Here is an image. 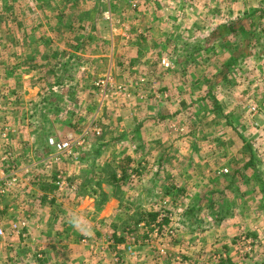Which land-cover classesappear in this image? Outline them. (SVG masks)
I'll use <instances>...</instances> for the list:
<instances>
[{"label": "rangeland", "instance_id": "rangeland-1", "mask_svg": "<svg viewBox=\"0 0 264 264\" xmlns=\"http://www.w3.org/2000/svg\"><path fill=\"white\" fill-rule=\"evenodd\" d=\"M108 2L0 0V133L22 127L45 138L55 130L56 112L67 123L58 125V139L78 132L87 145L105 134L109 155L100 154L99 169L107 180H122L113 190L123 211L108 223L117 242L139 238L157 250L158 243L184 238L171 232L174 226L193 228L197 241L207 225L216 235L221 228L228 233L226 264H264V0H127L129 10L112 27L121 48L110 61L94 56L92 68L94 49L109 47L91 25L101 15L112 21L111 10H102ZM131 51L137 58L126 56ZM8 146L10 139L0 136L5 171L14 168L3 161ZM173 166L175 177L167 169ZM239 166H246L243 176H223ZM87 171L82 178L89 184ZM67 181H75L69 173ZM68 190L63 198L76 203ZM221 251L214 244L201 256L197 249L171 250L189 257L185 264H216ZM118 256L102 260L121 264Z\"/></svg>", "mask_w": 264, "mask_h": 264}, {"label": "crops", "instance_id": "crops-1", "mask_svg": "<svg viewBox=\"0 0 264 264\" xmlns=\"http://www.w3.org/2000/svg\"><path fill=\"white\" fill-rule=\"evenodd\" d=\"M150 5V3H146V7L152 9ZM129 6L127 0L116 2L109 0L102 10L103 13L109 9L111 10L113 15L112 21L104 20L103 15H101L99 19L95 18L97 19L96 23L92 22L91 25L95 27L97 25L99 31H103L99 36L100 43L104 45L109 44L107 49L99 51L94 49L92 53V68L95 67L96 61L98 62L94 56H103L106 59L105 61H108V59L110 61L115 52L121 48L122 45L115 47L116 38L118 37L114 35L112 27L115 25L114 19L125 15L129 10ZM179 9L184 8L178 7V13L180 12ZM177 10L173 9V12ZM175 20L178 19H174V22H176ZM151 21L152 25H154V20ZM161 24H164L162 20ZM103 26H106L105 30ZM149 26L147 27L149 28ZM148 33L150 34L151 31H148ZM124 40L126 41V39L121 38L120 42L123 44ZM161 40L167 39L161 37ZM133 43L134 40L131 38V41H127L124 44L128 48L133 46ZM133 53L132 51L131 53L127 52L126 56L131 55V58H137V52ZM157 79L159 80V78ZM53 87L47 86V88ZM32 88L30 86L27 87L30 90ZM35 88L39 89L38 87ZM158 96L164 100L161 102L162 104L167 106L170 103L166 99L167 94ZM28 115L19 121H23L24 123V121H27L26 117ZM168 116L167 119L170 117L174 118L175 114H168ZM51 119L55 130L47 132L45 138H43L45 134H41L38 131L22 130V127L12 130L13 132L10 131L12 128L2 129L0 133L3 141L10 139L11 143V146L4 149L6 150V154L2 156L5 159L3 161L6 162L9 159V162L14 166L13 170L11 169L12 171L8 168L7 170L9 171H5L6 169L0 167V184L7 183L5 193L0 194V213L3 219L5 217L7 219L2 221L5 233L0 237V264H109L108 262H103L102 259L104 254L109 255L110 252H115L116 255L122 257L120 259L121 257L118 256L122 260L121 264H185V260H189V257L176 254V252H171V250L176 251L177 249L186 247L189 249L188 254L191 253L190 255H192L193 249H197L201 250V253L198 255L201 256L213 244L220 247V249L221 247L224 249L218 257L216 256L215 263L226 264L228 262L229 258L226 257V252L228 251L226 247L228 244V233L221 228L219 234L216 235L214 232L216 228L213 229V227H208L207 225L202 227L204 235L199 240L197 239V241L190 238L193 228L184 230L182 227V229H179L174 226V230L171 232L175 234V232L179 231L184 234L182 236L184 238L180 241L175 239L171 245L170 242L158 243L157 250H153L150 242L141 241L139 238L138 240H135L133 237L123 238L121 242H117L115 239L117 232L108 230L112 226V224L108 223L115 216L116 212L123 211L121 208H116L120 199L116 197L113 190L114 185L120 184L122 180H107L103 169H99L98 159L109 155V146L104 141L105 134H103V138L101 139L100 133L92 132L91 134L93 135L91 136H99L97 137V141H94L92 144L88 143L87 145H85V141L82 146L74 145L71 150L73 154H68V150L60 151L48 143V139L51 136L61 135L57 130L59 129L58 125L67 124L65 121L63 124L59 123L60 118L57 119L56 112L55 117ZM77 134L79 133H71L70 135L77 137ZM141 134L145 135L143 132ZM103 141L106 145L103 144ZM164 151L163 149V154ZM178 151L182 152V149H177L175 152ZM157 163H162L155 173L157 178L155 182H160L161 176L159 172H164V169L161 170V168L166 164V158L163 156L160 162ZM89 165L93 168H89L91 170H88V172L86 169H88ZM176 167H167L168 171L171 169L170 173L173 176L178 171L177 169H179V167ZM245 167L239 166L237 173H232L228 176L225 174L223 176L232 178L235 174L239 173V176H243V169ZM259 168L256 167L258 170ZM222 170L229 171L228 168ZM84 171H87V174L92 179L89 184L82 178ZM60 173H64L63 177L66 178V181L68 173L71 179L75 180L73 183L71 181L67 182L70 185L68 189L77 194L71 195L76 196L78 200L76 203L71 204L67 198H63L66 194L62 191H66L67 188H61L57 184ZM170 173L168 172V176ZM169 177L171 178L172 176ZM173 183L174 180L172 181ZM256 193L261 192L257 191ZM129 210L131 212V209ZM202 216L205 217V214H202ZM19 221L25 222L26 227L22 229L21 233H16L12 230L11 226L14 222ZM144 224L142 222L139 224V227ZM166 227L164 226V228ZM169 228H173V225L169 226ZM164 230L161 227L160 231L162 235H164ZM110 232L111 234H115L111 236ZM132 232L133 230L131 229L130 233ZM210 233L214 234L215 237L213 239L208 238ZM192 261L190 260V262Z\"/></svg>", "mask_w": 264, "mask_h": 264}, {"label": "built area", "instance_id": "built-area-1", "mask_svg": "<svg viewBox=\"0 0 264 264\" xmlns=\"http://www.w3.org/2000/svg\"><path fill=\"white\" fill-rule=\"evenodd\" d=\"M101 83L104 84V81H101ZM253 111H255L256 113L258 112V110H256L255 108H253ZM96 133L99 134L100 130L96 129ZM75 138L76 137H74L72 135H68L63 139H58L56 136H51L48 139V143H49V145L56 147L60 151L68 150V152H67L68 154H73L71 150H72L74 145L82 146L85 143V139H83V138L79 139L78 137L76 139ZM57 184L61 188H63V187L69 188L70 187L69 183H67L65 178L63 177V173H60ZM5 191H6V184H0V194H4ZM162 217H164L163 214H162ZM160 220L161 219H159V221ZM11 227H12V230L15 231L16 233H21L22 229H24L26 227V223L23 221L14 222V224ZM4 233H5V228H4L3 224L0 222V237H2L4 235Z\"/></svg>", "mask_w": 264, "mask_h": 264}, {"label": "trees", "instance_id": "trees-1", "mask_svg": "<svg viewBox=\"0 0 264 264\" xmlns=\"http://www.w3.org/2000/svg\"><path fill=\"white\" fill-rule=\"evenodd\" d=\"M150 216H151L150 219L154 220V219L156 218L157 214L154 213V214H151ZM115 236H116V235H115ZM122 240H123V239H121L120 241H122Z\"/></svg>", "mask_w": 264, "mask_h": 264}]
</instances>
